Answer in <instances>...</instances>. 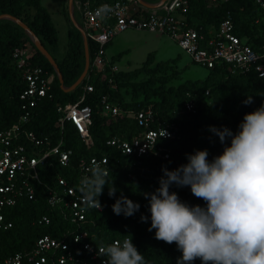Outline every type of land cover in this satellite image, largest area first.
Listing matches in <instances>:
<instances>
[{"label":"trees","instance_id":"1","mask_svg":"<svg viewBox=\"0 0 264 264\" xmlns=\"http://www.w3.org/2000/svg\"><path fill=\"white\" fill-rule=\"evenodd\" d=\"M226 14L231 16L233 33L237 38L245 40L255 52L264 47V15L252 0H217L214 3L211 0H191L183 16L188 27L204 31L216 28ZM0 15H9L23 23L51 56L49 49L56 46V31L39 0H0ZM67 21L69 28L64 55L59 61L51 56L64 87L74 83L84 66L81 37L70 21ZM19 47H29L31 63L45 73L54 75L51 66L31 45L23 30L9 21H0V128L14 122L19 115L18 94L23 89V82L13 66L11 57L12 51ZM94 52V44L88 41L89 63ZM121 55L120 53L109 58L104 71L106 76H109L110 67L118 62ZM152 63L153 55L149 54L138 69L114 73L111 77L114 89L106 81H100L99 74L90 73L88 82L83 80L75 90L64 93L54 76L49 91L50 98L45 97L37 103L34 118L27 129L39 137L47 136L52 145L62 136L65 148L71 150L68 168L54 165L52 169L45 170L46 175H42V181L47 185H52L55 174L64 178L71 176L70 168L74 169L79 160L108 157L111 167L107 177L108 186L110 187L113 181L118 192L116 197L110 198L105 187L99 197L104 206L103 210L87 212V220L91 223L84 225L83 229L93 235L90 239L93 245H108L112 240H123L125 235H131L132 243L144 255L148 264H176L181 253L175 243L168 245L156 240L155 230H147L151 225L150 218L147 222L140 221L141 215L150 217L148 201L142 193L152 192L158 187L157 181L162 175V166L173 170L186 163L185 154L207 149L209 160L220 155L223 145L208 131V127H227L233 133L238 131L243 116L264 104V82L253 72L230 74L226 67L221 65L207 69L203 81H185L173 87L168 85L178 80V71L174 69L175 61L159 62L153 66ZM139 76L145 79L135 82ZM87 84L92 86V92L85 95L82 105L89 107L91 111L88 133L92 146L89 149L85 148L68 125H65L62 134L55 126V108L58 105L75 103ZM121 87L130 89L129 101L123 100L119 92ZM205 91H208L207 96L204 95ZM101 97H106L122 111L138 112L149 108L157 118V124L178 122V138L169 143L168 159H142L136 164L119 151L108 147L106 141L111 137L128 139L142 130L133 119L124 115L111 118L102 113L99 104ZM247 97H251L253 102L245 104ZM189 100L194 101L195 109L192 114L183 113V106ZM42 191V188L37 189L35 201L22 200L6 210V219L11 222V227L0 232V262L15 253L30 250L35 241L43 235L57 239L64 231L75 229L57 210L48 208ZM171 191L176 192L181 201L204 206V202L194 197L188 187L173 186ZM121 193L140 205L139 211L132 217L117 216L111 210L112 204ZM42 216L49 220L46 225L38 224ZM78 256L81 257V254ZM194 264H200V260L197 259Z\"/></svg>","mask_w":264,"mask_h":264},{"label":"built area","instance_id":"2","mask_svg":"<svg viewBox=\"0 0 264 264\" xmlns=\"http://www.w3.org/2000/svg\"><path fill=\"white\" fill-rule=\"evenodd\" d=\"M190 1L164 0L155 8H146L137 0H71L72 16L76 24L86 43L90 41L95 46L83 80L88 82L90 73L99 74V80L106 81L114 89L111 77L118 69L112 65L109 76L104 73L109 61L105 54L106 46L123 32L135 30L166 36L191 63L206 70L222 65L230 74L253 72L264 82V47L255 52L245 40L237 38L229 14L214 29L202 31L188 27L183 15ZM216 1L211 0L212 3ZM252 2L264 15V0ZM65 3L67 5V0ZM11 57L23 82V89L18 94L19 115L14 122L0 128V232L11 227V222L6 219V210L22 200L35 201L38 188L43 189L48 208L57 210L75 229L64 231L57 239L43 235L30 250L15 253L0 264H11L17 254L20 257L19 264H103L107 258L99 254L97 249L100 246L90 242L93 235L83 229L84 225L91 223L87 220V212L94 209H85L80 204L79 188L81 179L91 175L89 170L97 163L110 173L109 159L101 156L79 160L74 169L70 168L71 176L64 178L55 174L52 185L43 183L42 175H46V169H52L54 165L68 168L71 156V150L65 148L62 136L52 145L47 136L39 137L27 129L34 118L37 103L45 97L50 98L49 91L55 75L47 74L31 63L29 47L14 49ZM82 90L75 103L55 108V126L62 134L65 125H68L85 148L89 149L92 146L88 133L91 111L82 103L85 95L92 92V86L87 84ZM204 95L207 96L208 91ZM99 104L105 115L111 118L124 115L133 119L142 130L128 139L111 137L106 141L108 147L119 151L136 164L142 159H168L169 143L178 138V122L157 124V118L149 108L138 112L122 111L106 97H101ZM194 109V101L189 100L183 106V113L192 114ZM162 130L168 134L167 137H161ZM48 221L46 216H42L38 224L46 225ZM116 241L123 240H112L111 244Z\"/></svg>","mask_w":264,"mask_h":264},{"label":"clouds","instance_id":"3","mask_svg":"<svg viewBox=\"0 0 264 264\" xmlns=\"http://www.w3.org/2000/svg\"><path fill=\"white\" fill-rule=\"evenodd\" d=\"M247 97L245 104L252 103ZM163 131L161 137H167ZM223 151L208 159L209 152L194 150L185 154L186 163L173 170L162 166L158 187L142 193L148 201L149 232L168 245L175 243L181 253L176 264H264V104L243 116L238 131L209 126ZM91 175L80 181V204L85 209L102 211L99 197L105 187L110 198L118 189L107 179L109 170L99 163L89 170ZM190 188L204 206L181 201L172 187ZM140 205L122 193L111 206L112 212L132 217ZM78 239V238H77ZM103 264H148L132 243L131 235L123 241L101 245ZM19 254L11 264H19Z\"/></svg>","mask_w":264,"mask_h":264},{"label":"rangeland","instance_id":"4","mask_svg":"<svg viewBox=\"0 0 264 264\" xmlns=\"http://www.w3.org/2000/svg\"><path fill=\"white\" fill-rule=\"evenodd\" d=\"M157 1V0H149ZM40 5L48 13L57 36L56 46L49 49L54 60L59 61L65 52L66 34L69 28L68 14L64 0H39ZM77 17L75 13V18ZM69 20V19H68ZM71 24V23H70ZM122 54L114 65L120 72H130L138 69L145 62L147 55H153V63L175 61L174 69L178 71V80L168 86L176 87L185 81H203L207 70L190 62L189 58L166 36L146 31L127 30L117 36L105 49L106 57ZM139 76L135 82L144 80ZM124 101L130 100V89L119 88Z\"/></svg>","mask_w":264,"mask_h":264},{"label":"water","instance_id":"5","mask_svg":"<svg viewBox=\"0 0 264 264\" xmlns=\"http://www.w3.org/2000/svg\"><path fill=\"white\" fill-rule=\"evenodd\" d=\"M164 0H160L157 4L154 5H149L147 3H145L142 0H137V2L146 7V8H155L157 6H159ZM66 9H67V14H68V19L71 23V25L73 26L74 29L77 30V32L79 33L81 40H82V48H83V55H84V66H83V70L81 72V74L79 75V77L74 81V83L69 86V87H64L62 84V79L61 76L58 72L57 66L55 64V62L53 61V59L51 58V56L44 50V48L42 47V45L39 43L38 39L34 36V34L23 24L21 23L18 19L13 18L9 15H0V21H9L13 24H15L16 26H18L20 29L23 30V32L26 34L28 40L30 41L31 45L35 48V50L48 62V64L51 66L53 73L55 75V78L58 82L59 88L64 92V93H70L73 90H75V88L83 81L84 76L88 70V54H87V43L86 40L84 38V35L81 31V29L79 28V26L76 24L73 16H72V11H71V0H67V5H66Z\"/></svg>","mask_w":264,"mask_h":264},{"label":"crops","instance_id":"6","mask_svg":"<svg viewBox=\"0 0 264 264\" xmlns=\"http://www.w3.org/2000/svg\"><path fill=\"white\" fill-rule=\"evenodd\" d=\"M143 1V0H142ZM160 0H157V1H151V2H146V1H144L145 3H147V4H149V5H154V4H157L158 2H159ZM66 3H65V0H64V5H65ZM66 6V5H65ZM112 43V42H111ZM110 43V44H111ZM108 59L110 58V57H107Z\"/></svg>","mask_w":264,"mask_h":264}]
</instances>
